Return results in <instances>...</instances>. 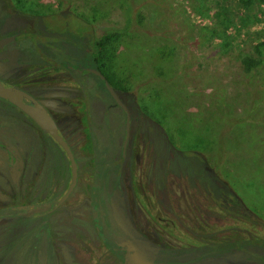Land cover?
Listing matches in <instances>:
<instances>
[{
    "label": "rangeland",
    "instance_id": "374dc122",
    "mask_svg": "<svg viewBox=\"0 0 264 264\" xmlns=\"http://www.w3.org/2000/svg\"><path fill=\"white\" fill-rule=\"evenodd\" d=\"M5 4L3 9L0 2V25L6 30L19 25L12 14L20 13L70 14L86 23L80 44L101 63L105 78L130 113L126 165L112 173L100 191L103 201L109 198L99 222L105 223L102 231L108 240L148 248L197 245L205 239L189 229L201 216L223 235L253 223L264 236V98L257 104L261 72L251 79L242 66L244 57L253 55L254 45L264 41V6L256 3L240 10L237 0H127L130 19L123 32L121 0ZM81 21H68L69 33L80 32ZM114 32L122 34L92 50L97 37ZM71 87L77 83L71 82ZM90 103L93 148L104 166L119 159L124 115L107 110L105 90ZM66 123L72 132L74 124L69 119ZM62 127L79 160V183L52 216L53 228L41 235L32 257H25L32 247L30 229L6 234L0 229V264H99L91 256L100 239L88 194L95 181L85 176L88 162L78 139ZM185 150L199 154L211 180L236 198L234 207L245 216L238 218L241 222L218 217L219 208L191 181L179 154ZM56 170L53 190L61 194L63 176ZM95 215L100 216L99 211ZM9 237L18 242L7 250ZM205 264L253 262L229 256Z\"/></svg>",
    "mask_w": 264,
    "mask_h": 264
},
{
    "label": "flooded vegetation",
    "instance_id": "af4514ba",
    "mask_svg": "<svg viewBox=\"0 0 264 264\" xmlns=\"http://www.w3.org/2000/svg\"><path fill=\"white\" fill-rule=\"evenodd\" d=\"M0 2L5 9L6 0ZM12 15L18 17L19 25L16 28L6 30L0 25V84L23 94L19 100L20 105L30 104L32 100L44 109L73 157L76 179L71 192L58 204L71 181L70 164L65 153L20 107L0 97V229H5V234L13 229H30L32 247L25 257H32L41 235H48L53 228L52 216L70 197L80 177L79 160L70 146V140L62 132L63 124L69 130L67 134L78 139L76 144L79 143L78 148L88 162L85 176L88 175L96 183L90 187L88 194L91 209L100 213V216L96 217L95 213L92 216L100 244L95 253L91 252V256L99 264H125L115 253H106L103 249L105 240L117 246L123 244L111 242L103 234L105 223L99 222L104 220L105 202L109 198L106 197L103 201L100 191L111 180V174L118 173L126 165L124 153L130 133V113L116 89L105 78L101 63L88 55L87 47L80 44L85 40L86 23L70 14ZM69 18L81 21L84 28L80 32L74 29L76 33H69L70 24L63 22V19ZM96 49L93 46L92 50ZM84 63L88 65V69L82 68ZM73 81L77 83V87H71ZM104 81L112 88L125 111L115 103L105 88ZM104 90L110 100L107 110H117L124 115V137L119 159L102 166L95 156L88 117L90 101ZM67 119L74 124L72 132L66 123ZM55 170L59 177L63 176L61 187L64 190L61 194H56L53 190ZM64 171L66 173L63 175ZM145 199L148 200V197L145 196ZM1 236L3 238L4 233ZM9 240L5 247L7 250L18 242L15 237H9ZM183 246L186 245L179 247ZM164 247L168 245L153 248L146 246L144 251L152 255V252L156 254L159 248ZM177 259L182 257L178 256ZM212 260L216 259L194 264H205ZM181 261L177 264H192Z\"/></svg>",
    "mask_w": 264,
    "mask_h": 264
},
{
    "label": "trees",
    "instance_id": "16d2710c",
    "mask_svg": "<svg viewBox=\"0 0 264 264\" xmlns=\"http://www.w3.org/2000/svg\"><path fill=\"white\" fill-rule=\"evenodd\" d=\"M121 1L125 8L124 32L129 23L130 8L127 4V0ZM237 2L240 10L254 6L256 3L260 6H264V0H237ZM49 15L53 16L55 13H50ZM68 21L73 20L70 18L63 19V22L68 23ZM120 34H122V32L103 34L96 38L93 46L95 48L101 47L108 41L120 36ZM242 66L243 72L251 79L257 75V71L261 72L262 95L258 98L257 104H259L262 102L260 99L264 98V41H260L254 45L253 55L251 57H244ZM254 90L256 92V87H254ZM179 154L191 174V181L198 185L199 190L209 199V202L219 208L218 212L220 215L218 217H229L230 219H234L235 222H241L238 221V218L244 215L238 213V210L234 207L237 205L236 198L226 195L225 192L228 194L229 192L224 188H220L211 180L209 172L204 168L205 162L203 158L191 150H185ZM201 218L202 216L198 219V224L196 226H192L189 229L191 233L200 236L201 239H205L204 242L197 245L159 248L156 254L152 252V255H149L150 253L144 251L142 245L127 243L117 246L105 240L103 249L106 253H115L118 258L121 259V262L125 264H177L181 260L185 263L194 264L229 256L238 258L244 257L245 260L252 261L253 264H264V236L260 233V227L258 230L255 228L257 225L254 226L252 223L249 227H240L243 231L237 230L223 235L225 232H221L212 227L207 217L203 220H200ZM186 236H190L189 232ZM215 236L218 238L222 237L221 239L223 240L215 241L212 239ZM184 240H186V238H184ZM178 256H181L182 259H177Z\"/></svg>",
    "mask_w": 264,
    "mask_h": 264
},
{
    "label": "water",
    "instance_id": "95a60500",
    "mask_svg": "<svg viewBox=\"0 0 264 264\" xmlns=\"http://www.w3.org/2000/svg\"><path fill=\"white\" fill-rule=\"evenodd\" d=\"M101 79L103 77L101 75H98ZM104 86L115 101L117 105H119L124 111L125 108L119 100L117 99L116 95L114 94L112 88L108 85L106 81H104ZM23 94L20 93L19 91L15 90L14 88L10 87H4L0 84V97L17 105L20 107L39 127L40 129L44 132L49 134L54 141L62 148L63 152L65 153L69 164H70V172H71V181L69 184V187L65 193V195L61 198V200L58 202V204L63 201L68 194L71 192L74 184H75V179H76V166L73 160V157L66 146L65 142L63 139L59 136V134L56 131V127L53 124L52 120L50 119L49 116L45 113L44 109L35 103L34 101L30 100V104L27 105H20L19 100L21 99V96ZM128 119V114L126 112V120ZM126 127H127V121H126Z\"/></svg>",
    "mask_w": 264,
    "mask_h": 264
}]
</instances>
